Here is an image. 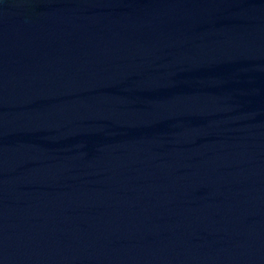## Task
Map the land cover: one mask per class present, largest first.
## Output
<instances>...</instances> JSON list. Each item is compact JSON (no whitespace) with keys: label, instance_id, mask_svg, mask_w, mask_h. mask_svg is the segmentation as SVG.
Here are the masks:
<instances>
[{"label":"water","instance_id":"95a60500","mask_svg":"<svg viewBox=\"0 0 264 264\" xmlns=\"http://www.w3.org/2000/svg\"><path fill=\"white\" fill-rule=\"evenodd\" d=\"M0 264H264V0H0Z\"/></svg>","mask_w":264,"mask_h":264}]
</instances>
